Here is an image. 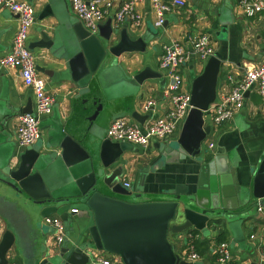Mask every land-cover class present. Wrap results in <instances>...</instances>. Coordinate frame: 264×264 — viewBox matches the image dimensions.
Segmentation results:
<instances>
[{"label":"crops","instance_id":"0c3cea01","mask_svg":"<svg viewBox=\"0 0 264 264\" xmlns=\"http://www.w3.org/2000/svg\"><path fill=\"white\" fill-rule=\"evenodd\" d=\"M33 1L36 17L47 1ZM163 1L168 3L171 0ZM184 1V6L173 7L165 14V23L161 28L153 25L155 16L149 0H139L135 5L142 17L138 29H134L127 21L115 26L112 14L106 16L99 24H104L110 18L113 27L117 29L126 27L128 33L133 36L152 34V39L143 52L120 55L112 66L91 76L87 82L61 80L63 70L67 73L66 60L54 56L50 50L42 48L32 50L36 63L52 70V77L39 73L45 80L47 89L57 98L52 112L40 119L41 137L35 143L39 145L40 152H49L53 149L55 139L62 134L70 135L84 148L91 149L89 144H98L100 140L106 138V130L110 122L120 115H127L131 122L142 124L134 120L132 112L136 110L145 114L141 104L146 99L154 100L147 114L150 117L162 115L170 107V99L165 93L168 78L159 68V57L163 43L172 39L189 48L198 35L207 34L210 37L214 54L221 58L213 103L220 95L232 88L233 81L241 77L245 64L257 65L262 62L264 13L245 16L240 9L239 0ZM61 13L69 21L79 20L71 11L69 0H61ZM222 25L226 26L224 30L221 29ZM57 26L60 24L55 17L36 19L29 30L27 42L38 40L40 37L38 27L51 31V28ZM15 27V16L6 8H0V56L9 50ZM209 58L203 60L198 55L191 54L180 66L184 87L189 94L192 79L203 71ZM145 67H149L160 76L149 78L138 85L133 80V76ZM229 76L233 81L229 80ZM27 103H30L33 109V92L30 87L23 84L18 70L0 66V159L2 162L7 156H13L11 160L13 163L16 162L17 153L22 150L16 142L15 126L17 116L24 113L23 109ZM203 118L204 125H210V131L202 142L203 150L207 155L205 160L217 152L223 153L228 156L230 167L235 168L238 181L247 184L252 172L264 157V101L251 89L245 96L243 106L218 127L211 126V112H204ZM184 120L185 118L178 124L171 140L178 138ZM209 142H213V148L208 147ZM155 143L157 142H152L147 147L134 146L135 150L124 152L108 169L122 166L120 183L125 176L133 185L136 171L154 162L155 165L149 169L145 178L144 188L149 192L145 194L144 200L163 199L162 193L158 191H166L173 188L177 182H184L187 174L192 170L189 158L178 160L177 153L172 155L171 152L162 156ZM62 167L64 168L63 164ZM44 177L49 186L57 183V180L51 178L49 174ZM61 180L63 177L60 178ZM70 208L78 210L69 216L71 225H64L65 243L74 244L79 236H81L79 241H88L89 236L84 227L91 223L90 215L75 205H71ZM239 216L241 218L230 223L222 221L214 226L209 225L205 233L196 229L178 234L170 233L169 240L174 245L175 252L181 255L188 248L190 239L187 234L196 230L193 244L199 258L189 262L218 264L213 242H216L218 231L221 229L225 232L234 260L238 264L252 263L254 249L260 244L258 238H262L264 242V222L249 206ZM42 220V217L32 211L30 202L21 196L14 197L5 193L0 183V240L7 228L15 237L13 245L7 252L6 264L12 262L32 264L44 256L54 254L59 248L54 242L53 229L48 225L45 226ZM80 229L83 230V234H79ZM250 235H254V238H250ZM92 251L96 250H91V254ZM98 254L106 259H111L115 255L103 251H98ZM88 264L93 263L89 261Z\"/></svg>","mask_w":264,"mask_h":264},{"label":"water","instance_id":"95a60500","mask_svg":"<svg viewBox=\"0 0 264 264\" xmlns=\"http://www.w3.org/2000/svg\"><path fill=\"white\" fill-rule=\"evenodd\" d=\"M46 1L35 20L51 16L60 26L51 31L38 27L40 37L29 42L28 48L50 50L54 56L65 59L68 76L63 70L61 80L87 82L91 76L112 66L120 55L143 52L152 39V34L133 36L126 27L117 29L111 25L110 18L98 24L96 33H91L80 20L69 21L63 17L61 0ZM225 27L222 25L221 29ZM220 61L216 54L210 56L203 71L192 79L191 107L178 138L173 144L155 143L162 156L168 152L177 153L178 160L189 158L192 166L184 182L158 191L163 199L144 200L149 192L144 188L145 178L154 162L136 171L130 189L124 188L119 181L122 166L108 170L124 152L136 149L126 141L103 138L98 144L90 143L91 150L70 135L62 134L55 139L49 152H40L39 145L33 144L22 148L14 163L13 156H7L5 164L0 159L3 191L25 198L40 217L55 214L69 226L72 223L69 216L78 210L70 206L77 203L80 205L77 207L87 211L91 218V223L84 227L88 241H79V236L74 244L64 243L54 254L32 264H88L91 250L118 255L122 264H193L175 252L169 240L170 233L189 229L205 233L209 225L241 218L239 215L250 204H254L257 215V207H264V157L247 184L238 181L235 168L230 167L228 156L223 153L217 152L205 160L207 155L202 142L210 125H204L203 114L215 100ZM36 70L53 76L52 70L38 64ZM156 76L160 74L145 67L135 73L133 80L141 85ZM23 112H32L30 103ZM132 117L143 123L148 114L134 110ZM47 174L57 183L49 186L44 177ZM60 176L63 177L61 181ZM82 231L80 229L79 234H83ZM14 239V233L5 229L0 240V264L7 263V252Z\"/></svg>","mask_w":264,"mask_h":264},{"label":"built area","instance_id":"2783aa9c","mask_svg":"<svg viewBox=\"0 0 264 264\" xmlns=\"http://www.w3.org/2000/svg\"><path fill=\"white\" fill-rule=\"evenodd\" d=\"M139 0H69V6L83 26L91 33L97 32L98 24L109 14H112L115 26L125 21L134 29H138L142 22L141 14L135 8ZM154 13L153 25L156 28L163 27L165 14L173 7H182L184 0H149ZM240 9L245 16L251 17L264 13V0H239ZM0 8H6L14 16L16 27L10 42L9 50L0 56V66L4 68H16L25 86L33 92L34 106L32 112L21 113L16 118L15 135L19 148H25L35 144L41 137L40 119L49 115L56 104V95L47 89L46 82L36 70V57L28 48V34L35 22L34 1L28 0H0ZM191 54L198 55L201 59L214 54L211 39L207 34L198 35L189 48L183 43L172 39L163 43L159 57V68L168 78L165 93L169 96L170 107L160 116L148 115L142 124L131 122L127 115L115 117L106 130V138L112 141H126L135 147H147L152 142H169L175 135L178 124L186 117L190 109V94L184 87V79L180 66ZM229 80L233 81L229 76ZM253 89L264 101V59L257 65L243 67L241 77L233 81L232 88L220 95L218 99L209 105L207 111L211 112V126L218 127L229 120L244 103L245 93ZM154 100L146 99L141 104L144 112H149ZM206 112V111H205ZM213 142L208 143L213 148ZM125 175V174H124ZM124 188L130 189L131 181L125 176L121 180ZM257 216L264 222V207H257ZM43 222L53 229L54 242L60 247L66 241L65 226L57 215L43 217ZM196 235L188 233L190 239L188 248L180 255L187 261H195L199 255L194 250L193 239ZM254 238V235H250ZM260 244L254 249L255 255L252 263L264 264V242L258 238ZM213 248L218 264H238L231 252L227 241L213 242ZM91 262L93 264H122L118 255L113 258H102L98 251H92ZM11 264H20L12 262Z\"/></svg>","mask_w":264,"mask_h":264},{"label":"trees","instance_id":"16d2710c","mask_svg":"<svg viewBox=\"0 0 264 264\" xmlns=\"http://www.w3.org/2000/svg\"><path fill=\"white\" fill-rule=\"evenodd\" d=\"M193 234L197 233L196 230L191 231ZM220 241H226V235L224 230H219L218 231V235L216 237V242H220Z\"/></svg>","mask_w":264,"mask_h":264},{"label":"rangeland","instance_id":"374dc122","mask_svg":"<svg viewBox=\"0 0 264 264\" xmlns=\"http://www.w3.org/2000/svg\"><path fill=\"white\" fill-rule=\"evenodd\" d=\"M174 141H175V140H173V139H172V140L170 141V144H173V143H174ZM58 175H59V174H58ZM72 205H75V206H77V205H78V206H80V205H79V204H77V203H72ZM253 206H254V204H250V205H249V207H251V208H253ZM42 221H43V220H42ZM45 226H47V225L45 224Z\"/></svg>","mask_w":264,"mask_h":264}]
</instances>
